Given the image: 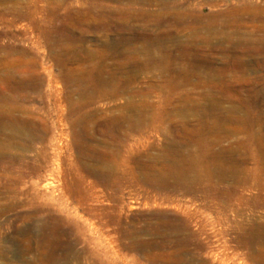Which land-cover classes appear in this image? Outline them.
Returning a JSON list of instances; mask_svg holds the SVG:
<instances>
[{
	"label": "rangeland",
	"instance_id": "obj_1",
	"mask_svg": "<svg viewBox=\"0 0 264 264\" xmlns=\"http://www.w3.org/2000/svg\"><path fill=\"white\" fill-rule=\"evenodd\" d=\"M263 49L264 0H0V264H264Z\"/></svg>",
	"mask_w": 264,
	"mask_h": 264
},
{
	"label": "bare ground",
	"instance_id": "obj_2",
	"mask_svg": "<svg viewBox=\"0 0 264 264\" xmlns=\"http://www.w3.org/2000/svg\"><path fill=\"white\" fill-rule=\"evenodd\" d=\"M32 1V0H31ZM132 1H137V0H132ZM141 3H146V4H149L151 2V0H139ZM179 1V0H178ZM214 1V0H213ZM231 1V0H230ZM79 2V1H78ZM83 2V1H82ZM104 2V1H103ZM251 2V1H250ZM109 3V2H108ZM176 3V2H175ZM244 3V2H243ZM65 4V3H64ZM85 4V3H84ZM110 4V3H109ZM22 5V4H21ZM97 5V4H96ZM141 5V4H140ZM226 5V3H225ZM94 6V5H93ZM171 6V5H170ZM251 6V5H250ZM70 8V7H69ZM127 10H125L126 12H128L129 14H131V12L133 11L132 7L129 6V7H126ZM250 8V7H249ZM75 9V8H74ZM94 9V8H93ZM120 9V8H119ZM179 9V8H178ZM252 9V8H251ZM85 10V9H84ZM118 10V9H117ZM240 10V9H239ZM254 10V8H253ZM21 11V10H20ZM218 11V10H217ZM98 12V11H96ZM103 12V11H102ZM178 12V11H177ZM235 12V11H234ZM75 13V12H74ZM211 13V12H210ZM219 13V12H218ZM232 13V12H231ZM12 14V13H11ZM37 14V13H36ZM85 14V13H84ZM87 14V13H86ZM94 14V13H93ZM143 14V13H142ZM64 15V14H63ZM78 15V14H77ZM100 15V14H99ZM104 15V14H103ZM153 15V14H152ZM208 15V14H207ZM95 16V15H94ZM114 16V15H113ZM232 16V15H231ZM13 17V16H12ZM73 17V16H72ZM103 17V16H101ZM208 17V16H207ZM215 17V16H214ZM30 18V17H29ZM79 18V17H78ZM136 18V17H135ZM201 18V16H200ZM199 18V19H200ZM47 19V18H46ZM68 19V18H67ZM83 19L84 18H80V22H83ZM113 19V18H112ZM148 19V18H147ZM178 19V18H177ZM226 19V18H225ZM239 19V18H238ZM98 20V19H97ZM104 20V19H103ZM209 20V19H208ZM219 20V19H218ZM252 20V18H251ZM53 21V20H52ZM57 21V20H56ZM100 21V20H99ZM172 22H174L173 20H171ZM181 21V20H180ZM197 21V20H196ZM225 21V20H224ZM29 22V21H28ZM85 22V21H84ZM205 22V21H204ZM218 22V21H216ZM38 23V22H37ZM70 23V22H69ZM209 23V22H207ZM166 24V23H165ZM203 24V23H202ZM217 24V23H215ZM214 24V25H215ZM222 24V23H221ZM37 25V24H36ZM183 25V24H182ZM213 25V24H212ZM41 26V25H40ZM55 26V25H54ZM169 26V25H168ZM193 26V25H192ZM232 26V25H231ZM259 26V25H258ZM77 27V26H76ZM81 27V26H80ZM105 27V26H104ZM209 27V26H208ZM238 27V26H237ZM130 28V27H129ZM231 28V27H230ZM239 28V27H238ZM249 28V27H248ZM189 29V28H188ZM209 29V28H208ZM214 29V28H212ZM218 29V28H217ZM232 29V28H231ZM122 30V29H121ZM220 30V29H219ZM227 30V29H226ZM240 30V29H239ZM130 31V30H129ZM198 31V29H197ZM203 31V30H202ZM216 31V30H215ZM238 31V30H237ZM236 31V32H237ZM123 32V31H122ZM131 32V31H130ZM201 32V31H200ZM232 32V31H231ZM48 33V32H47ZM234 33V32H233ZM85 34V33H84ZM217 34V33H216ZM214 34V35H216ZM238 35V34H237ZM225 36V35H224ZM50 37V36H49ZM202 37V36H201ZM205 37V36H204ZM212 38V37H211ZM210 38V39H211ZM235 38V37H234ZM56 39V38H55ZM245 39V38H244ZM50 40V39H49ZM121 40V39H120ZM131 40V39H130ZM190 40V39H189ZM196 40V39H195ZM212 40V39H211ZM229 40V39H228ZM46 41V40H45ZM74 41V40H72ZM120 42L122 43H125L127 42L126 39H122ZM158 41H153V42H150L149 45H143L141 48H135L134 51H138V52H143L145 55L147 54L148 56L152 54V51H157L159 53V55L161 56H171L172 55V50L173 49H176L178 51V53L180 55H183V56H190L191 54H193V45H187L185 43H181V42H174L173 44H171V46L173 48H171V46L167 45L165 46L163 42H158ZM210 42V41H208ZM231 42V40H230ZM195 43V41H194ZM202 43V42H201ZM222 43V42H221ZM227 43V42H226ZM250 43V42H249ZM52 44V43H51ZM213 44V43H211ZM236 44V43H235ZM218 45V44H217ZM229 45V44H228ZM195 46V45H194ZM50 47V45H49ZM133 47V46H132ZM155 47V48H154ZM212 47V46H211ZM257 47V46H256ZM247 48V46H246ZM14 49V48H13ZM20 49V48H19ZM130 49V48H129ZM257 49V48H256ZM195 50V49H194ZM222 50V49H221ZM226 50V49H225ZM234 50V49H233ZM264 50V49H263ZM68 51V50H67ZM130 51V50H129ZM217 51V50H216ZM248 51V50H247ZM198 52V51H197ZM213 52V51H212ZM69 53V52H68ZM125 53V52H124ZM174 53V52H173ZM24 54V53H23ZM176 54V53H175ZM246 54V53H245ZM17 55V54H16ZM125 55V54H124ZM133 55V54H132ZM208 55V54H207ZM20 56V55H19ZM197 56V55H195ZM202 56V55H200ZM248 56V55H247ZM251 56V55H250ZM153 57V56H152ZM157 57V56H156ZM192 57V56H191ZM147 58V57H146ZM20 59V58H19ZM164 59V58H163ZM176 59V58H175ZM168 60V58H167ZM181 60V59H180ZM178 61V60H177ZM151 63V62H150ZM168 63V62H167ZM170 63V62H169ZM182 63V62H181ZM140 64V63H139ZM138 64V65H139ZM178 66V64H177ZM184 66V65H183ZM176 67V66H175ZM185 68V67H184ZM176 69V68H175ZM214 69V68H213ZM10 71V70H9ZM169 71V70H168ZM8 72V71H7ZM170 73V72H169ZM182 73V72H181ZM185 73V72H184ZM7 74V73H6ZM5 74V75H6ZM8 77V75H7ZM10 78V77H9ZM8 80V79H7ZM24 80V79H23ZM4 83V81H3ZM13 87L14 89H18V88H23L25 87L26 85H21L19 83H16L14 82L13 84ZM8 86V85H7ZM35 88V87H34ZM31 89V88H30ZM17 91V90H16ZM18 94V93H17ZM11 95V94H10ZM15 95V94H14ZM13 95V96H14ZM21 95V94H20ZM6 96V95H5ZM16 96V95H15ZM17 98V97H16ZM19 98V97H18ZM13 103V102H12ZM191 105V104H190ZM197 105V104H196ZM3 106V105H2ZM195 107V106H194ZM187 110V109H186ZM189 111V110H188ZM188 114V113H187ZM3 119V118H2ZM13 125H17L18 129L19 130H22V131H27L28 129H30V126H28V123L27 122H12ZM87 123V122H86ZM217 124L219 122H216ZM237 123V122H236ZM93 124V125H92ZM91 124V131L93 132H99V133H107L109 136L111 137H115V138H119V139H131V143L130 145H135V146H141L142 148H150V147H153V144H154V140L152 138V135L149 134L151 132H154V134L156 133L158 138L160 137L159 140L161 141H169L170 144L172 143V141H174V138L178 137L179 136V132H175L176 128L173 127V126H168L166 128H160V127H157V126H153L151 127V131H148L149 133H143L141 132L140 130V127L137 123H131V122H127V123H119V122H108V123H92ZM169 124V123H168ZM171 124V123H170ZM192 124V123H191ZM195 124V123H194ZM208 124V123H207ZM214 124V123H213ZM221 124V123H220ZM84 125V124H83ZM89 125V124H88ZM167 125V124H166ZM165 126V125H164ZM176 126V125H175ZM187 126V125H186ZM220 126V125H219ZM5 127V126H4ZM180 129V128H179ZM182 129V127H181ZM217 129V128H216ZM148 130V128H147ZM86 131V130H85ZM210 132V131H209ZM6 133V132H4ZM62 133V132H61ZM83 133V131H82ZM85 134V133H84ZM155 134V135H156ZM181 134V133H180ZM132 136V137H131ZM189 137V136H187ZM182 138V137H180ZM197 138V137H196ZM9 139V138H8ZM11 139V138H10ZM168 139V140H167ZM183 139V138H182ZM177 140V139H176ZM187 140V139H186ZM158 142V141H157ZM168 142V143H169ZM217 144V143H216ZM240 144V143H238ZM237 144V145H238ZM129 145V144H128ZM133 145V146H134ZM194 145V144H193ZM236 145V144H235ZM168 146V145H167ZM166 146V147H167ZM224 146V145H223ZM132 147V146H130ZM203 147V146H202ZM221 147V146H220ZM175 148V147H174ZM241 148V147H240ZM205 149V148H204ZM238 149V148H237ZM168 150V149H167ZM207 151V150H206ZM214 151V150H213ZM212 151V152H213ZM158 152V151H157ZM201 152V151H200ZM215 152V151H214ZM218 152V151H217ZM174 153V152H173ZM176 153V152H175ZM188 153V152H187ZM198 153V152H197ZM227 153V152H226ZM225 153V154H226ZM238 153V152H237ZM213 154V153H212ZM240 154V153H239ZM215 156V155H214ZM218 156V155H217ZM220 156V155H219ZM222 156V155H221ZM178 158V157H177ZM224 158V157H223ZM174 159V158H173ZM5 160V159H4ZM172 160V159H171ZM182 160V159H180ZM231 160V159H230ZM237 160V159H236ZM164 163V162H163ZM168 163V162H167ZM238 163V162H237ZM216 164V163H215ZM172 165V164H171ZM259 165V164H258ZM159 167V166H158ZM261 167V166H260ZM165 168V167H164ZM168 168V167H167ZM218 168V167H217ZM159 169V168H158ZM261 169V168H260ZM207 170V169H206ZM149 171V170H148ZM156 171V170H155ZM224 172V171H223ZM244 172V171H243ZM187 174V173H186ZM177 177V176H176ZM205 177V176H203ZM202 177V178H203ZM170 178V177H169ZM175 178V177H173ZM58 179V178H57ZM179 179V178H178ZM68 180V179H67ZM102 180V179H101ZM140 181L145 184V185H149V186H152V187H162L165 185V183L161 182V179L160 177L156 176L155 174H152V175H149V176H146V174L142 175L140 177ZM165 181V180H164ZM221 181V180H220ZM242 181V180H241ZM63 186H65V179H63ZM178 182V181H177ZM67 183V182H66ZM175 184V183H174ZM183 184V182H182ZM47 185V183H46ZM71 185V184H69ZM184 185V184H183ZM231 185V184H229ZM168 186V185H167ZM179 186V185H178ZM141 187V186H140ZM183 187V186H182ZM142 188V187H141ZM179 188V187H178ZM208 188V187H207ZM164 189V188H163ZM171 189V188H170ZM192 189V188H191ZM194 189V188H193ZM147 190V189H146ZM153 190V189H152ZM190 190V189H189ZM204 190V189H203ZM12 191V190H11ZM191 191V190H190ZM226 191V190H225ZM68 192V191H67ZM197 192V191H196ZM149 193V192H148ZM204 193V192H203ZM191 194V193H190ZM240 202V201H239ZM153 225V224H152ZM103 226V225H102ZM254 226V225H253ZM101 227V226H100ZM260 231V229L258 230ZM175 236V235H174ZM182 239V238H181ZM241 242V241H240ZM48 253V252H47ZM225 260V259H223ZM230 260V259H229ZM223 263V261H222Z\"/></svg>",
	"mask_w": 264,
	"mask_h": 264
}]
</instances>
